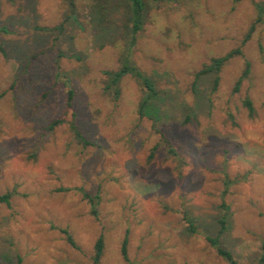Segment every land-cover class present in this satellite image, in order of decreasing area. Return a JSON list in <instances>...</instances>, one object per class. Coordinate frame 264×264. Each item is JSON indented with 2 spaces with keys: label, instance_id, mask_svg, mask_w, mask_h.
Masks as SVG:
<instances>
[{
  "label": "rangeland",
  "instance_id": "rangeland-1",
  "mask_svg": "<svg viewBox=\"0 0 264 264\" xmlns=\"http://www.w3.org/2000/svg\"><path fill=\"white\" fill-rule=\"evenodd\" d=\"M88 2L75 0L78 23L69 19L58 33L37 27L63 21L65 0H0L7 29L0 32V193L14 192L10 205L0 203V264H92L100 234V264H227L205 235H219L241 263L257 264L264 243V20L241 45L256 17L252 1L150 2L132 53L160 90L156 111L144 117L132 77L122 79L117 100L102 90L103 70L119 66L126 9L107 0L111 23L96 30ZM238 46L241 54L221 67L215 89L212 73L195 79L212 57ZM245 61L249 75L233 91ZM65 83L74 90L73 110L65 107ZM70 122L90 145L76 140ZM161 133L184 160L180 176ZM79 189L99 194L97 217Z\"/></svg>",
  "mask_w": 264,
  "mask_h": 264
},
{
  "label": "trees",
  "instance_id": "trees-1",
  "mask_svg": "<svg viewBox=\"0 0 264 264\" xmlns=\"http://www.w3.org/2000/svg\"><path fill=\"white\" fill-rule=\"evenodd\" d=\"M12 1V0H9ZM68 12L63 21L57 24L54 27H37L39 30L43 31H54L56 30L58 33H61L64 30V23L71 19L73 21L77 20V10L75 0H65ZM152 0H120V3L124 5L126 9V15L122 22L121 30L118 33L117 38L120 41V51H119V66L116 69H106L103 70L104 80H103V92L110 96L113 100H117L121 95V87L120 83L125 76L132 77L139 85L141 90V98L138 104V114L140 117L151 116L152 111H156L154 101L158 98L160 93L159 88L155 80L147 75L144 71H142L135 63L132 58L133 49L136 45L138 35L140 31L143 29L146 13L150 7V2ZM239 1V0H234ZM256 10V17L253 22L249 25L247 32L245 33L241 45H243L246 41H248L255 31L257 24L263 22L264 20V0H251ZM87 16L90 24L94 27V29L99 30L100 28L107 26L111 23V19L108 15V4L107 0H89L87 4ZM0 32H7L5 26H0ZM116 39V40H117ZM114 41L116 44L118 41ZM118 45V44H117ZM241 54L240 46L227 51L225 54L217 57H212L210 61L202 66L200 70L195 73V79L204 74L212 73L213 76V89L216 88L219 81V72L221 67L232 57ZM250 72V62L245 61L243 71L241 75L237 78L233 91H237L242 83V81L249 75ZM66 88L65 93V107L68 110H73L72 101L74 98V90L71 86L64 84ZM244 106L248 110L249 116L254 114V107L250 98L246 97L243 101ZM150 118V117H149ZM59 123V120H55L54 122L49 124V128L55 126V124ZM71 131L74 134V137L78 142H80L83 146L90 145L91 142L82 134L80 129L76 126L74 122H70ZM162 141L166 144L168 154L174 158L177 162L174 170L177 172L178 176L181 175L183 158L180 156L179 152L176 150L177 146L163 133H161ZM64 188H61V190ZM81 192V196L85 199L90 205V213L97 217L98 215V205H99V194H91L86 192L83 189H79ZM14 192L12 190H7L3 193H0V203H4L5 205H10V200L13 196ZM222 206L226 209L227 206L222 204ZM189 224V230L195 232V227L192 224L191 220L185 216ZM225 217L219 219V233H221L225 229ZM60 232L64 235L65 240L69 245L74 248H77L75 240L72 235L66 228H60ZM205 240L207 243L214 248L216 254L222 258L227 264H243L241 263L232 253V251L226 247H224L220 240L219 235H205ZM127 236H125L122 240L121 244V255L124 260H128L127 257ZM94 251L92 255V264H100V261L103 256L104 249V239L100 234L95 243H94ZM257 264H264V243L262 244V251L259 255Z\"/></svg>",
  "mask_w": 264,
  "mask_h": 264
}]
</instances>
